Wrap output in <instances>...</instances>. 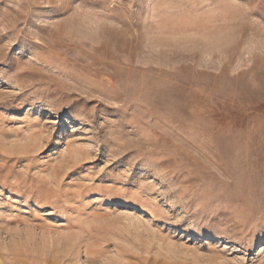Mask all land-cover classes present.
<instances>
[{"label":"rangeland","instance_id":"374dc122","mask_svg":"<svg viewBox=\"0 0 264 264\" xmlns=\"http://www.w3.org/2000/svg\"><path fill=\"white\" fill-rule=\"evenodd\" d=\"M0 264H264V0H0Z\"/></svg>","mask_w":264,"mask_h":264}]
</instances>
